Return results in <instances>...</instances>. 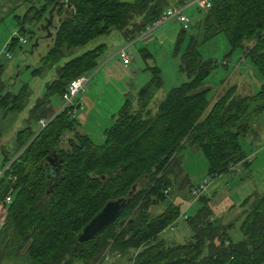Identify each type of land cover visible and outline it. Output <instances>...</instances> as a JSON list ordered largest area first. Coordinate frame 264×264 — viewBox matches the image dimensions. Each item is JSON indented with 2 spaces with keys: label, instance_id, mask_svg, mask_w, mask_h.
Masks as SVG:
<instances>
[{
  "label": "trees",
  "instance_id": "16d2710c",
  "mask_svg": "<svg viewBox=\"0 0 264 264\" xmlns=\"http://www.w3.org/2000/svg\"><path fill=\"white\" fill-rule=\"evenodd\" d=\"M25 1L29 6L20 21L39 22L53 3L52 16L62 18L34 71L53 68L54 76L28 110L25 127L13 134L12 153L9 157L3 153L2 165L9 167L0 177V202L8 192L11 200L0 229L2 250L27 264H93L98 259L111 260L108 264H264V191L249 204L238 226V241L230 239L232 225L221 223L204 194L194 199L197 208L186 217L183 243L159 238L176 221L179 202H184L171 193L193 188L175 159L181 148L200 151L209 180L231 173L230 166L248 164L242 162L246 154L239 140L255 136L250 120L264 114V91L239 95L234 85L222 87L208 104L203 81L215 63L202 60L198 47L220 33L229 53L240 49L264 75V0H208L206 10L195 5L201 17L189 29L197 32L188 36L178 65L187 81L171 88L151 114L147 106L162 82L159 70L150 67L149 81L136 92V105L132 108L124 99L111 115V125L102 131L100 144L77 130L71 106L59 108L69 82L96 67L102 45L56 64L71 50L113 30L126 42L133 41L165 8L184 7L188 0H41L37 8L34 3L39 0ZM185 32L180 28L175 49ZM14 40L10 38L6 46ZM3 71L0 64V78ZM54 93L61 104L52 114L47 103ZM27 97L24 87L11 94L0 80L4 113L21 111ZM40 119L49 121L32 131L30 123ZM178 175L179 184L174 180ZM115 200L124 205L113 223L77 244L81 228L106 202ZM157 206L160 209L150 212Z\"/></svg>",
  "mask_w": 264,
  "mask_h": 264
},
{
  "label": "rangeland",
  "instance_id": "374dc122",
  "mask_svg": "<svg viewBox=\"0 0 264 264\" xmlns=\"http://www.w3.org/2000/svg\"><path fill=\"white\" fill-rule=\"evenodd\" d=\"M40 1L34 3L35 8L40 6ZM168 1L173 3L176 0ZM193 1L188 0L183 10L184 15L190 19L192 27L201 17V12L197 11ZM28 6L29 4L25 0H0V64L4 67L0 80L5 86V90L11 94H15L22 87L28 92L25 105L18 113H4L0 110V167L6 165V163L2 165L4 163L3 153L7 157H9L8 154L12 153L13 134L18 129L25 127L28 110L35 100L43 95L45 84L50 82L54 76L53 68H47L40 73H34V71L41 66L40 59L50 46L49 35L53 33V27L58 24L62 17L52 16L51 26L45 30L44 20L48 17L50 8L37 23L27 21V19L20 21ZM29 13L31 16L33 12ZM192 27L182 35L180 43L175 49L176 37L180 30L179 24L176 22L162 24L152 30L149 38L133 41L125 49L129 56L127 65H123L116 56V52L125 47L127 42L115 30L93 39L82 48L71 50L68 56L63 57L56 65H60L67 59L78 56L86 50L102 45L96 60V67L85 75L88 79L84 88L87 86L88 89L83 96L77 95L76 97L82 105V108L76 112V118L81 117V115L84 116L83 122H80L77 130L89 136L94 144H100L103 141L102 131L111 125V115L118 110L124 99L129 101L132 108L136 105V92L149 81L151 77L150 67H156L159 70L162 82L160 89L155 92L147 106V109L153 114L157 103L171 88L187 81L185 74L178 70V65L188 36L195 35L197 32ZM20 28L22 31H19ZM19 37L25 40L24 44L16 40ZM10 38L15 40L12 45L6 46ZM247 44L248 42L243 43L245 46ZM198 52L202 60L210 59L215 63L214 69L203 81V86L209 90L206 96L208 104L222 87L227 88L234 85L235 93L239 95H252L259 90L264 91V75H260L248 59L243 57L240 49H235L229 53V47L222 34L219 33L200 45ZM222 61L225 62L224 66H222ZM128 71L133 73L129 74ZM119 99L120 103H118ZM60 102L56 93L52 94L49 103H47L49 113L53 114L60 106ZM250 125L255 134L253 137H256L252 146L248 144L249 135L239 141L245 153L251 149V152L247 153L246 156L253 153V160L247 167L240 166L231 175L225 174L219 176V179L209 180L205 174V160L196 147L186 145L175 156V159L180 163V169L187 174L190 186L195 187L203 182L206 183L204 194L208 191L210 194L215 193V196H220L222 192H227V199L230 204H235V207L247 195H250L241 204L244 207L240 222L248 212L249 204L254 202L258 194L264 191V150H261L264 149V143L260 138L264 134V114L252 118ZM39 128L36 122L30 123L32 131H37ZM65 136L70 137L71 134L65 133ZM60 146L62 147L61 144ZM174 180L179 184L182 178L178 175L174 177ZM212 183H214V188H210ZM190 190L191 188H184L171 193V195L184 200V202H179L181 203L179 204V211L186 216H191L197 208L196 201L189 195ZM156 209H160V207H151L150 212H154ZM222 213L225 214L226 212ZM228 214L226 213L225 217ZM5 215L6 209L3 208L0 210V229L4 225ZM185 233L188 234L186 222L179 218L176 220L173 229L166 228L159 234V238L173 237L175 243H183ZM228 234L232 241L241 239L236 223L233 224ZM4 237L6 238V236ZM8 251H3L0 244V264H27L26 260L22 258H14L12 252L7 254ZM98 261L99 259L93 264H108L111 260Z\"/></svg>",
  "mask_w": 264,
  "mask_h": 264
},
{
  "label": "built area",
  "instance_id": "2783aa9c",
  "mask_svg": "<svg viewBox=\"0 0 264 264\" xmlns=\"http://www.w3.org/2000/svg\"><path fill=\"white\" fill-rule=\"evenodd\" d=\"M193 3L201 10H206L209 8L210 3L208 0H194ZM184 7L182 6H170L165 8L160 15L158 16L157 19H155L153 22H151L150 24H148L143 32L133 41L136 40H144L147 37L151 36V32L152 30L156 29L157 27L161 26L164 23L167 22H176L179 24L180 28L183 30H188L189 27L191 26V21L190 19H188V17H186L183 13ZM19 43L24 44L25 40L21 37L16 39ZM133 41H129L127 42V45L125 47H122L121 49H119L116 52V56H118V59L120 60V62L123 65H127L129 63V56L126 53L125 49L132 44ZM9 56L7 55V58ZM87 79L85 76H79L76 79L72 80L69 82V84L66 86L61 99H62V104L59 108V110H61L64 107H68L71 106L72 110L70 112L71 116L74 117L76 115V112L78 110H80L82 108V105L79 102L74 101L75 97L80 94L81 92H83V89L85 91V83L87 82ZM50 119V118H49ZM49 119H40L38 120L37 124L39 125L40 128L44 127ZM261 140L264 143V134L261 135ZM253 158V154H249L247 156H245L244 160L242 162H247L249 163ZM9 163H7L6 165L0 167V177L3 175V173L8 169ZM238 165L241 164H236L233 166L229 167V171L234 172L236 171V167ZM206 189V183L203 182L193 188H191V190L189 191V195L191 198L196 199L199 195L204 194ZM166 191H164V193H166ZM11 200V195L8 192L2 199L1 204H0V210H2L3 208H5ZM186 214L184 213H180L177 217V219H182L183 221L186 220ZM176 219V220H177ZM176 221L172 222L171 224L168 225L167 228L169 229H173L174 225H175Z\"/></svg>",
  "mask_w": 264,
  "mask_h": 264
},
{
  "label": "water",
  "instance_id": "95a60500",
  "mask_svg": "<svg viewBox=\"0 0 264 264\" xmlns=\"http://www.w3.org/2000/svg\"><path fill=\"white\" fill-rule=\"evenodd\" d=\"M119 3H132L133 0H117ZM67 5V3H65ZM56 3H53L48 12V17L45 18L44 29L47 30L51 26L52 12ZM68 7V6H67ZM54 160L55 157L50 158ZM124 202L122 200L108 201L102 208L81 228L80 232L76 235L77 244L83 243L97 233L101 232L105 227L113 223L122 209Z\"/></svg>",
  "mask_w": 264,
  "mask_h": 264
},
{
  "label": "crops",
  "instance_id": "0c3cea01",
  "mask_svg": "<svg viewBox=\"0 0 264 264\" xmlns=\"http://www.w3.org/2000/svg\"><path fill=\"white\" fill-rule=\"evenodd\" d=\"M129 72V74H132L133 72L131 71H128ZM87 87V86H86ZM88 88H85V91H83V92H81L80 94H78V95H80V96H83V94H84V92H86V90H87ZM77 97V96H76ZM76 99V98H75ZM76 100H78V99H76ZM79 102H81V101H79ZM121 101H120V99H119V102L118 103H120ZM121 106V105H120ZM76 116L77 115H75V118H76ZM83 115H81V117L79 116L78 118H76V121H77V123H78V125H80V122H83ZM256 137H253V135H249L248 136V139H249V141H248V144L250 145V146H252V144H253V142H254V139H255ZM262 151L264 150V149H261ZM251 152V149H249V151L247 152V153H250ZM247 153H245V154H247ZM253 154V153H252ZM253 160V159H252ZM251 162V161H250ZM249 162V163H250ZM248 163V164H249ZM247 164V165H248ZM247 165H238L237 167H236V169H238L240 166H244V168L245 167H247ZM182 173L183 174H185L183 171H182ZM183 174H182V176H183ZM228 175H231V173H229ZM215 179H219V177H216V178H214L213 180H215ZM213 180H211V181H213ZM210 188H214V183H212V185L210 186ZM221 190H223V189H221ZM227 192H222L221 193V195L220 196H215L214 194H210L208 191H207V193L206 194H204V195H206V196H208L209 197V204H210V206L213 208V211H214V213H215V216H217V217H219V218H221L220 219V221H221V223H223V224H231L232 226H231V228L233 227V224L234 223H236L238 226H239V224H240V218H241V216H242V214H241V212L243 211V207H244V205L243 206H241V204H242V202L244 201V199H243V201L237 206V207H235V204H230V202H229V200L227 199V194H226ZM253 194V193H252ZM250 195H247L246 196V198L247 197H249ZM245 198V199H246ZM217 209H220V210H222L221 212L220 211H218ZM222 212H226V213H229L228 215H227V217H225L226 216V213L224 214V213H222ZM220 213H222V214H220ZM238 218V219H237ZM231 228L228 230V232L231 230ZM228 236H229V234H228ZM230 237V236H229ZM233 242H235V241H233Z\"/></svg>",
  "mask_w": 264,
  "mask_h": 264
}]
</instances>
